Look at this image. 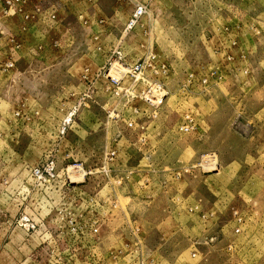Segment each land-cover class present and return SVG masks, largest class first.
<instances>
[{
	"label": "rangeland",
	"instance_id": "rangeland-1",
	"mask_svg": "<svg viewBox=\"0 0 264 264\" xmlns=\"http://www.w3.org/2000/svg\"><path fill=\"white\" fill-rule=\"evenodd\" d=\"M135 2L147 13L126 31ZM3 4L0 181L16 193L0 192V264H188L193 248L195 264H264V0H27L32 19L3 15ZM118 43L127 61L149 48L169 68L158 116L132 128L107 118L123 109L104 73ZM86 83L92 100L63 130ZM185 113L196 121L187 134L176 130ZM207 114L212 133L199 137ZM207 152L218 170L184 171ZM50 159L87 174L32 184L30 169ZM94 219L98 238L71 237L64 249L75 222ZM41 233L57 248L40 244Z\"/></svg>",
	"mask_w": 264,
	"mask_h": 264
},
{
	"label": "built area",
	"instance_id": "built-area-1",
	"mask_svg": "<svg viewBox=\"0 0 264 264\" xmlns=\"http://www.w3.org/2000/svg\"><path fill=\"white\" fill-rule=\"evenodd\" d=\"M26 1L27 0H4L2 14L9 15L12 12L18 11L23 15L24 19H32L33 14L24 10ZM146 13V3L135 2L134 8L126 22V31L134 29ZM51 18H55V15L52 14ZM12 66V62L4 63L3 69L11 68ZM85 71H87V69H85ZM168 72L169 68L167 64L158 61L155 53L151 49L148 48L143 57L134 61H127L121 44H116L107 55L104 73L108 79L107 89L110 90L112 97L123 101V109L117 110L116 107H112V110L107 114L108 120L119 119L125 124V126L132 128L136 126L137 119L143 115L150 116V118H156L162 107V103L168 94V88L164 81ZM203 82H205V80ZM86 85L87 87L81 93L76 106L73 107L67 117L68 119L65 120L63 130H66V125L69 124L71 118L78 111V108L88 105L92 100L91 87L87 83ZM139 103H141V105H139ZM16 114H18V112H16ZM195 129L196 121L191 113H185L176 127V130L183 134L191 133ZM109 154V160H112V156L114 155L113 150H111ZM219 168L220 164L216 153L207 152L200 157L198 163L186 166L184 171L200 169L202 172H211L218 170ZM86 174L87 172L83 170L82 163L67 165L59 172L54 161L50 159L45 165L32 167L29 171V179L30 181H33L32 184L41 181H64L63 184H70L83 181ZM79 177H82V179H79ZM10 185L11 182L8 181V179L0 181V192H5V195L6 193L9 195L16 193V190L11 189ZM197 208L198 205L191 206L189 211L193 212L197 210ZM233 214L237 216V221L241 220L237 211H234ZM202 217L206 218L205 213L202 214ZM17 222L23 227L26 233H33L37 228V223H33L32 219L26 214L21 213ZM99 231L100 223H98L97 219L92 220L88 224V227L78 225L77 222H75V227L68 232L67 244L63 247L67 250L74 246L73 244H69L68 240H70L71 237L76 239L80 236H87L90 239V243H92L98 238ZM234 231L239 232V228L237 227ZM41 234L42 241H40V244L46 246L48 249L57 248L56 240L53 239V237H50V234ZM215 240V236H207L204 238L203 243H213ZM198 243L200 242H195L193 246ZM191 257H196V248H193Z\"/></svg>",
	"mask_w": 264,
	"mask_h": 264
},
{
	"label": "crops",
	"instance_id": "crops-1",
	"mask_svg": "<svg viewBox=\"0 0 264 264\" xmlns=\"http://www.w3.org/2000/svg\"><path fill=\"white\" fill-rule=\"evenodd\" d=\"M261 20V19H260ZM258 22V24L260 25V26H262L263 25V22H259V21H257ZM264 38V37H263ZM212 99H209V100H207V102H210ZM213 114H207V115H205V116H203V118H202V120H201V122L198 124L199 125V127H198V132H197V134L199 135V137H205V138H207L208 136H209V134L210 133H212V126H211V120H212V116ZM246 118V116L244 117V120H246L245 119ZM95 122H97V120L95 119ZM96 125H98V124H96ZM252 129H256L255 127L253 128L252 127ZM250 130V132H252L253 130ZM149 136V135H148ZM245 136L247 137L248 136V134L246 135L245 134ZM167 168H170V167H167ZM193 259H195V258H190V262L191 263H193V264H195L194 263V261H193ZM208 259H209V256H208ZM193 261V262H192ZM205 260H202V261H200L198 264H211V262L209 261V260H207L206 262H204ZM177 262H179L178 261V257H177V259L175 260V263H172V264H176ZM186 262V261H185ZM204 262V263H203ZM182 263V262H181ZM191 263H189L188 262V264H191Z\"/></svg>",
	"mask_w": 264,
	"mask_h": 264
}]
</instances>
